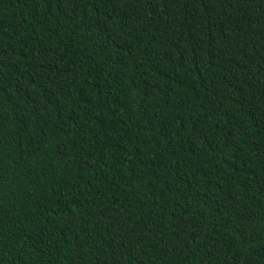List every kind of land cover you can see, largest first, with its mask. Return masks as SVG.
<instances>
[{
  "label": "trees",
  "instance_id": "1",
  "mask_svg": "<svg viewBox=\"0 0 264 264\" xmlns=\"http://www.w3.org/2000/svg\"><path fill=\"white\" fill-rule=\"evenodd\" d=\"M0 264H264V0H0Z\"/></svg>",
  "mask_w": 264,
  "mask_h": 264
}]
</instances>
